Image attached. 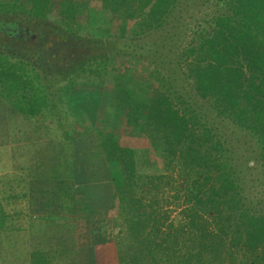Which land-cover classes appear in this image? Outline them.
<instances>
[{
    "label": "trees",
    "instance_id": "obj_1",
    "mask_svg": "<svg viewBox=\"0 0 264 264\" xmlns=\"http://www.w3.org/2000/svg\"><path fill=\"white\" fill-rule=\"evenodd\" d=\"M77 1L31 0L24 20L17 14L40 36L67 39L48 55L40 42L38 62L16 43L0 48L1 116L57 124L42 80L55 74L68 86L76 74L96 86L113 82L103 101L64 108L60 135L46 131L26 197L41 230L65 237L31 264H69L67 252L72 264H264V0H88L139 30L110 45L48 18L57 8L76 18ZM52 52L68 64L41 62ZM120 57L148 71H118ZM58 93L62 105L78 101H66L62 86ZM103 103L123 111L127 135L109 128L107 113L98 118L94 106Z\"/></svg>",
    "mask_w": 264,
    "mask_h": 264
},
{
    "label": "rangeland",
    "instance_id": "obj_2",
    "mask_svg": "<svg viewBox=\"0 0 264 264\" xmlns=\"http://www.w3.org/2000/svg\"><path fill=\"white\" fill-rule=\"evenodd\" d=\"M79 2L83 3L82 6L80 5V7L82 8L84 6V8L77 14L76 18L71 17L66 19L63 15L59 14L60 8H57L58 10L56 12L50 13L48 18L54 23L55 27L58 28L59 26H62L63 28H65V30H68L69 33L76 34L77 37L91 38L95 40H101L102 42L105 41L108 45H110V43H112L113 41L120 39L123 35H125L126 38H136L140 36V34L137 35V32L139 30L137 29L135 22H131L128 25H125L123 21L116 19L114 14L110 10H105L102 7L101 2L92 1L90 3L88 0H79ZM30 3L31 0H0V21H4L1 26L4 25L5 27H9L10 25V27L12 26L13 28L27 29L28 27H31L32 29H35L32 24H29L28 22H24L17 18L18 14V17L24 20L25 17L21 14H25V12H23L21 9L23 7H28ZM198 8V6H191L192 11H196ZM194 21L195 19H190L189 16H186L184 25L186 24L187 26H190V28H192ZM56 33L57 35L49 34L47 36L48 41L44 42V54L48 55V53H50L51 49H53V46L55 45L54 43H62L67 40L66 38H62L59 32ZM11 44L12 43L10 42V45ZM40 45L41 43L39 42L38 38H36L35 41H32L27 45H24L23 41V43L21 42L19 45L15 44L13 46L18 53L28 52L29 56L33 57L31 60L38 62V54L40 52L39 50L41 49ZM75 45L77 44L75 43ZM119 47L122 48L124 52L128 51V48L123 46V44H120ZM80 51V49L78 51L76 50V52L73 51V54L75 53L76 55L74 54L70 58H78V53H81ZM99 51L100 53L104 52L101 48ZM45 58L46 57L44 56V59L41 61L44 62L45 65L57 64L58 66L62 67L65 61H68L69 56L64 61L63 53L58 52L56 55H54V53L52 52L49 59L46 58V60ZM116 61L118 71H125V69L137 70L138 68L137 73H139L140 75H143V73L145 74L148 71L147 65L142 66L141 64H138V62L133 63V61L128 57L116 58ZM112 72L113 70H111V73ZM61 77V75L55 74L42 79L44 81H47L49 85V91L52 94L51 97L55 99V103L58 105V108H56V110L60 112L61 117L60 119L56 118L57 124L56 122L51 121L46 122L42 118L33 119L30 121L24 120L22 117L11 118L9 117V113L6 111L3 113V116L0 115V152L2 151L0 157L2 156V158L10 159L12 154L17 153V142H20L23 149H18L21 152L22 157H26L27 159L28 156H34V166L36 168L37 159H35V157L39 151L38 149L41 148L43 142H46L50 139L47 135V132L54 131L56 135H60V132H55L57 131L56 127L60 124L65 125L67 122L64 116L63 109L68 108L72 113L71 108L74 109L77 105H80L81 98L90 100L93 99L92 97H97L96 99H100V101H103V99H105L106 97L107 92L111 89L113 84V82L110 80V77L107 78L108 80L104 85L96 86V84H87L86 82H82L83 80L79 78L80 74H76L75 76L73 75L72 78H70L69 82L71 84L74 80L77 79V83L75 85L68 86L66 85L67 83H65V81L61 79ZM61 86L64 87L66 101H68L69 99H78V101L74 103H67L66 106L62 105V103L58 99V91ZM96 91L98 92V94L96 93ZM197 100L198 105H200L201 107L205 108L207 106L201 99L198 98ZM91 101L92 100L88 102ZM104 105V103L99 104L97 106V109L94 106V111L96 110L98 118L106 117L107 113L110 116L109 118L111 120L109 128L111 130L114 129L115 131H119L122 134L127 135L128 125L127 122L123 119V111L121 109L108 110ZM42 124L44 125V127H42ZM39 127L41 128L42 134L41 136H39V140H37L38 136L36 130ZM52 137H55L54 134L52 135ZM156 157V159L158 160L159 157ZM1 168L2 169H0V173L9 172L12 170V165L9 163L2 164ZM0 186L3 188L10 187L6 182H3V184L0 183ZM15 207V210H21L22 212L19 216H14V221L16 222V224L25 227L20 232V243L18 244V241H15L10 250H20V264H30L32 255L36 252H45L50 248L57 249L59 247V239L65 237V234L60 235L58 230H54L51 232L42 231L41 229L45 228V225H43L44 223L37 218H32L33 215L30 214L31 212L29 206L27 207V204L22 202L20 204H17ZM6 210V216L9 215V217H12L13 213L11 212L13 211V208L8 207ZM8 222H11V220H9ZM40 224H42L43 226H40ZM45 224L49 225V223ZM62 239L64 240V238ZM68 243H71L69 237ZM8 248L9 246H6L4 248L5 251ZM67 253L71 258L67 259L66 263L72 264L73 260H70L74 258V252ZM53 262H55V264L63 263L61 259H54Z\"/></svg>",
    "mask_w": 264,
    "mask_h": 264
},
{
    "label": "crops",
    "instance_id": "obj_3",
    "mask_svg": "<svg viewBox=\"0 0 264 264\" xmlns=\"http://www.w3.org/2000/svg\"><path fill=\"white\" fill-rule=\"evenodd\" d=\"M17 143L18 148H22L20 142ZM18 148H15L17 153L12 154L10 159L2 158V156L0 157V169H2V164L9 163L12 165L11 171L0 173V183L3 184V182H6L10 186L9 188H3L0 186V221L5 220L6 227L11 228V231L8 232L10 233L8 237H5L4 234L3 236H1V238L3 239V245L6 244V246H9V248L5 251L4 246L2 247V250L0 251V264H20V250H10L15 241H18V244L20 243V232L25 227L16 224V222L14 221V216H19L22 212L21 210H15V206L23 202L27 204V207L29 206L31 212L30 214H32V209L26 196L30 191V182L32 181V179H34L35 160L34 156H28L27 159L26 157H22L21 152ZM1 153L2 151L0 152V154ZM8 207L13 208V211L11 212L13 213L12 217H9V215L6 216V209ZM3 214H5V216H3ZM2 217L4 218L1 219ZM32 218L36 219V216H32ZM9 220H11V222H8ZM66 255L67 254H64L63 258H66Z\"/></svg>",
    "mask_w": 264,
    "mask_h": 264
},
{
    "label": "flooded vegetation",
    "instance_id": "obj_4",
    "mask_svg": "<svg viewBox=\"0 0 264 264\" xmlns=\"http://www.w3.org/2000/svg\"><path fill=\"white\" fill-rule=\"evenodd\" d=\"M3 23L4 21H0V48L5 46L9 47L11 41H12L11 43H16V45H19L21 42L23 43V41H24V45H27L30 42L35 41L36 38H38L39 42L48 41L47 39L48 34L44 36L41 35L42 36L41 37L40 33H37L38 32L37 29H32L31 27H28L27 29L13 28L12 26L10 27V25L9 27H5L4 25L1 26V24ZM52 50L53 49H51V51ZM67 64L68 62L65 61L63 65L66 66Z\"/></svg>",
    "mask_w": 264,
    "mask_h": 264
}]
</instances>
